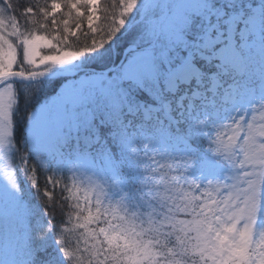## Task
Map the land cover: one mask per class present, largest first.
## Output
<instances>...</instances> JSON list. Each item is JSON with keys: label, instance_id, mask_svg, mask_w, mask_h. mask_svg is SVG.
Returning a JSON list of instances; mask_svg holds the SVG:
<instances>
[{"label": "snow or ice", "instance_id": "6c2138e0", "mask_svg": "<svg viewBox=\"0 0 264 264\" xmlns=\"http://www.w3.org/2000/svg\"><path fill=\"white\" fill-rule=\"evenodd\" d=\"M0 264H264V0H0Z\"/></svg>", "mask_w": 264, "mask_h": 264}, {"label": "trees", "instance_id": "16d2710c", "mask_svg": "<svg viewBox=\"0 0 264 264\" xmlns=\"http://www.w3.org/2000/svg\"><path fill=\"white\" fill-rule=\"evenodd\" d=\"M5 3H9L13 9L18 6L19 0H4Z\"/></svg>", "mask_w": 264, "mask_h": 264}]
</instances>
